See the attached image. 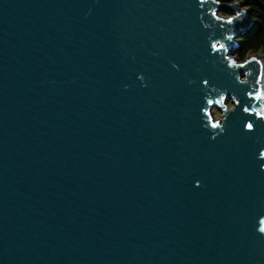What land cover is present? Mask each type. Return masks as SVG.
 Returning <instances> with one entry per match:
<instances>
[{
	"label": "water",
	"instance_id": "obj_1",
	"mask_svg": "<svg viewBox=\"0 0 264 264\" xmlns=\"http://www.w3.org/2000/svg\"><path fill=\"white\" fill-rule=\"evenodd\" d=\"M254 24L0 0V264H264V53L233 57Z\"/></svg>",
	"mask_w": 264,
	"mask_h": 264
},
{
	"label": "trees",
	"instance_id": "obj_2",
	"mask_svg": "<svg viewBox=\"0 0 264 264\" xmlns=\"http://www.w3.org/2000/svg\"><path fill=\"white\" fill-rule=\"evenodd\" d=\"M227 2L241 1L250 10L255 24L251 30L239 37L240 46L236 54L240 60L249 54L264 53V0H225ZM225 15L226 12H221Z\"/></svg>",
	"mask_w": 264,
	"mask_h": 264
},
{
	"label": "rangeland",
	"instance_id": "obj_3",
	"mask_svg": "<svg viewBox=\"0 0 264 264\" xmlns=\"http://www.w3.org/2000/svg\"><path fill=\"white\" fill-rule=\"evenodd\" d=\"M226 12V14L225 15H223V16H225V17H227V16H230V12L229 11H225ZM254 54V53H253ZM259 54H262V53H259ZM250 55H252V54H249L248 56H250ZM247 56V57H248ZM233 57L234 58H237L238 56H237V54H235V55H233ZM227 104H228V107H232V101L231 100H228V102H227ZM213 114H214V116L216 117V118H219L220 116H221V112L218 110V109H214L213 110Z\"/></svg>",
	"mask_w": 264,
	"mask_h": 264
},
{
	"label": "snow or ice",
	"instance_id": "obj_4",
	"mask_svg": "<svg viewBox=\"0 0 264 264\" xmlns=\"http://www.w3.org/2000/svg\"><path fill=\"white\" fill-rule=\"evenodd\" d=\"M221 127L220 125H217V124H213V127L215 128V127ZM247 128H249V129H252L253 128V124L252 123H248L247 124Z\"/></svg>",
	"mask_w": 264,
	"mask_h": 264
},
{
	"label": "clouds",
	"instance_id": "obj_5",
	"mask_svg": "<svg viewBox=\"0 0 264 264\" xmlns=\"http://www.w3.org/2000/svg\"><path fill=\"white\" fill-rule=\"evenodd\" d=\"M248 129H249V128H248ZM249 130H251V129H249ZM261 220H264V218H261ZM258 231H259L260 233H264V228H260V227H259Z\"/></svg>",
	"mask_w": 264,
	"mask_h": 264
}]
</instances>
